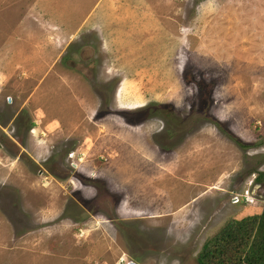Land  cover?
Returning <instances> with one entry per match:
<instances>
[{"label": "rangeland", "instance_id": "1", "mask_svg": "<svg viewBox=\"0 0 264 264\" xmlns=\"http://www.w3.org/2000/svg\"><path fill=\"white\" fill-rule=\"evenodd\" d=\"M263 207L264 0H0V264H197Z\"/></svg>", "mask_w": 264, "mask_h": 264}, {"label": "trees", "instance_id": "2", "mask_svg": "<svg viewBox=\"0 0 264 264\" xmlns=\"http://www.w3.org/2000/svg\"><path fill=\"white\" fill-rule=\"evenodd\" d=\"M236 144L242 149L252 146L238 140ZM261 175H257L256 182ZM196 261L197 264H264V207L260 213L225 223L203 243Z\"/></svg>", "mask_w": 264, "mask_h": 264}, {"label": "built area", "instance_id": "3", "mask_svg": "<svg viewBox=\"0 0 264 264\" xmlns=\"http://www.w3.org/2000/svg\"><path fill=\"white\" fill-rule=\"evenodd\" d=\"M253 179H248L246 188L241 193H230V201L233 204L250 205L255 201V188Z\"/></svg>", "mask_w": 264, "mask_h": 264}, {"label": "crops", "instance_id": "4", "mask_svg": "<svg viewBox=\"0 0 264 264\" xmlns=\"http://www.w3.org/2000/svg\"><path fill=\"white\" fill-rule=\"evenodd\" d=\"M252 206H250V208H251Z\"/></svg>", "mask_w": 264, "mask_h": 264}]
</instances>
